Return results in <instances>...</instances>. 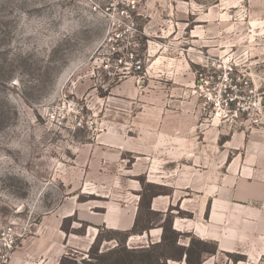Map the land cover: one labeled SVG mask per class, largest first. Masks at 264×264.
Returning a JSON list of instances; mask_svg holds the SVG:
<instances>
[{"label":"rangeland","instance_id":"obj_1","mask_svg":"<svg viewBox=\"0 0 264 264\" xmlns=\"http://www.w3.org/2000/svg\"><path fill=\"white\" fill-rule=\"evenodd\" d=\"M110 1L0 0V248L15 233L0 263L87 259L93 222H131L155 195L176 219L225 222L205 264H264V0H135L126 66L94 11ZM102 232L101 249L124 239Z\"/></svg>","mask_w":264,"mask_h":264},{"label":"trees","instance_id":"obj_2","mask_svg":"<svg viewBox=\"0 0 264 264\" xmlns=\"http://www.w3.org/2000/svg\"><path fill=\"white\" fill-rule=\"evenodd\" d=\"M153 197H156L155 195ZM152 198V197H151ZM146 200L142 197L140 208L141 212L136 223L131 230L116 231L106 228H99V232L88 251V258L82 261L63 256L59 264H205L208 256H215L218 252V245L213 241H203L200 238L194 237L191 233H181L173 228L174 217L172 210L167 212L147 210L148 215L155 217V221L150 220L148 224L142 226V212L145 211ZM180 216L181 212L179 213ZM64 228V226H63ZM160 228L163 230L162 239L158 243H151L148 247L129 248L128 240L134 235L149 234L153 229ZM66 233L69 231L64 228ZM116 233L123 235L122 241H117L116 238H111L107 241H115L116 246L104 247L101 249L103 241V232ZM76 233V231H74ZM189 239L187 245H182V240ZM195 243L199 246H212L211 250L195 251ZM172 248L179 251L178 256L169 254Z\"/></svg>","mask_w":264,"mask_h":264},{"label":"built area","instance_id":"obj_3","mask_svg":"<svg viewBox=\"0 0 264 264\" xmlns=\"http://www.w3.org/2000/svg\"><path fill=\"white\" fill-rule=\"evenodd\" d=\"M136 5L135 0H111L104 9L99 5H94V11L100 12L107 19L105 44L108 46L107 51L115 57L116 64L120 66L128 64V59L124 62L125 59L122 56H130V62L138 64L131 47L133 40L139 35V29L134 19ZM114 13H118L121 17L112 19L111 16ZM140 68L138 67V69ZM14 235V230L11 227L3 232L0 251H10L13 248Z\"/></svg>","mask_w":264,"mask_h":264},{"label":"crops","instance_id":"obj_4","mask_svg":"<svg viewBox=\"0 0 264 264\" xmlns=\"http://www.w3.org/2000/svg\"><path fill=\"white\" fill-rule=\"evenodd\" d=\"M163 196H165V195H163ZM142 197L144 198V196L142 195L140 197V203H141ZM157 197L158 196L150 198L148 200V202L146 200V202L148 203L147 206H146V209L147 210H151V211L165 212L163 210H159V209L155 208V204L153 202H154L155 199H157ZM140 203H139V206L137 208L138 211L136 210V213H135L133 219L131 220V222L126 223L125 220H124L123 215H118V216H116V218H113V219H108V218L107 219H102L99 223L98 222H96V223L93 222V224L95 226H97V227H104V228L106 227L107 229L116 230V231H128V230H131L134 227L135 223H136V219L140 215V212H141ZM199 212H201V211L199 210ZM227 219H228V215L226 214L225 220H227ZM188 221H190V220L183 219L182 217H180L179 219H176V217H174L173 228L175 230L181 232V233H191V234L195 235L196 237L200 238L203 241H213V242H215L218 245L217 254L220 252V250H225V245H226L225 235L227 234L226 233L227 231L224 230V223L225 222H221V223L216 224V223H213L212 219H211L209 222H206L205 224L204 223H200V222H198V224H195V222L192 220V221H190V222H192L190 224ZM155 231L161 232L160 233V237H161L162 229L156 228ZM160 237L156 240V242H159L161 240ZM131 239H133V238H130V240ZM92 244H93V242L88 247V250L90 249Z\"/></svg>","mask_w":264,"mask_h":264}]
</instances>
